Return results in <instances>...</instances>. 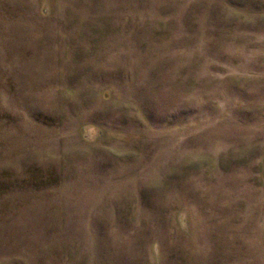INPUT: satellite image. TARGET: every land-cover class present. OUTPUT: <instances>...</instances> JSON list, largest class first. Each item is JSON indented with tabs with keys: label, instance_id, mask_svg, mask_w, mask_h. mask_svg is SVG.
Returning a JSON list of instances; mask_svg holds the SVG:
<instances>
[{
	"label": "rangeland",
	"instance_id": "374dc122",
	"mask_svg": "<svg viewBox=\"0 0 264 264\" xmlns=\"http://www.w3.org/2000/svg\"><path fill=\"white\" fill-rule=\"evenodd\" d=\"M0 264H264V0H0Z\"/></svg>",
	"mask_w": 264,
	"mask_h": 264
}]
</instances>
